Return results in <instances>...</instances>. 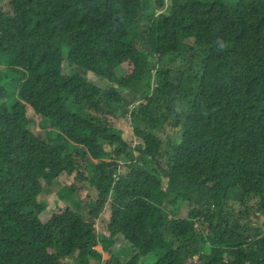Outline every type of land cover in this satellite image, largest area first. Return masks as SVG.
I'll return each instance as SVG.
<instances>
[{
    "label": "trees",
    "instance_id": "1",
    "mask_svg": "<svg viewBox=\"0 0 264 264\" xmlns=\"http://www.w3.org/2000/svg\"><path fill=\"white\" fill-rule=\"evenodd\" d=\"M9 1L28 10L0 6V264H264V0ZM62 174L97 197L43 222Z\"/></svg>",
    "mask_w": 264,
    "mask_h": 264
},
{
    "label": "rangeland",
    "instance_id": "2",
    "mask_svg": "<svg viewBox=\"0 0 264 264\" xmlns=\"http://www.w3.org/2000/svg\"><path fill=\"white\" fill-rule=\"evenodd\" d=\"M0 6L2 8H4L5 10L11 12L16 17H20V15L23 13V11L28 10L27 6H22L20 4L13 3V1L10 2L9 0H0ZM143 21L146 22L145 20H143ZM47 58H48V56H47ZM172 65L178 67L180 65V60L175 61ZM126 69H127V65L125 66V70ZM87 78L91 83H93V84H95L101 88H108L110 86L106 80H103V79L95 76L92 73H88ZM136 94L137 93H133L131 95V99H132V96H135ZM125 96L130 98V96L127 92H125ZM2 102H3V100L0 99V104ZM143 103H145V102H143ZM141 104H142V102H137V103L135 102L131 107L128 106L127 109L132 110V107H136V106L141 105ZM28 117L31 118L33 121L30 123V126H29L30 129L34 130V131H39L38 123H39L40 119L37 116H35L34 112L31 110H28ZM113 123H114L116 130L119 133L123 134V137L125 138V140L130 142L131 146L133 147L135 139L133 137V131H132V126H131V122H130L129 117L120 118L119 120H113ZM54 133H55V129L52 126L48 127L47 130H45V134H46L48 140L50 141V143L53 145V147H55V149H58L59 148V142H58V139ZM169 134H170V132H169ZM73 149H74V146L71 145L68 148L67 153H71L73 151ZM92 167H94V166H92ZM88 170L92 174L93 169L88 167ZM74 176H75V174H73V175L62 174L49 187V191L42 194L40 199L46 201L48 204V209H46L40 215V218L43 222L49 220L51 218V216L55 212H57V210L59 208H63L65 206H69L70 208L76 210L81 216L86 214V211H87L85 209L86 203L96 199L97 187H98L99 182H98V180L95 179L92 183L87 184L85 182L77 181L74 178ZM72 187H74L72 199H70V197L61 198V193L67 192ZM231 199H232V201H230V202H231V205L234 206V208H236L237 205L239 206L238 201H236L238 198L232 197ZM248 200H250L249 204L251 205L257 200V198H253V199L249 198ZM73 201L78 202L79 208L75 205V203ZM242 210L244 211L243 207H242ZM110 213H111L110 205L108 203H106L104 205V209H103L102 214L104 217H106L108 219L110 216ZM234 214H236V213H234ZM186 215H187V211L185 210L183 216H186ZM84 217H85V219H87V216H84ZM242 218H240V219H241V222L243 224L245 222H247V219L244 217V215H242ZM253 220H254V224L256 226L264 228V225H263L264 216L258 217L256 220H255V218H253ZM94 226H95L97 232L106 233V229H105L106 227L104 225L99 226L97 220L96 221L94 220ZM102 251L103 250H102L101 246H97L93 250L94 254H98V252L100 253ZM114 251L117 254L119 260L122 262L127 261L128 259H130L135 254V250L130 245H128L124 239H118L117 243L114 246ZM166 252H167V249L166 250H160V253H162V254H165ZM210 252H211L210 247L205 248V253L209 254ZM103 259L104 260L108 259L107 253L103 254ZM155 261H156L155 255L151 254L147 258L142 260V264H154ZM69 262H73V260H70ZM99 262L100 261L93 259L90 261V264H99Z\"/></svg>",
    "mask_w": 264,
    "mask_h": 264
},
{
    "label": "clouds",
    "instance_id": "3",
    "mask_svg": "<svg viewBox=\"0 0 264 264\" xmlns=\"http://www.w3.org/2000/svg\"><path fill=\"white\" fill-rule=\"evenodd\" d=\"M221 48H223V45H221Z\"/></svg>",
    "mask_w": 264,
    "mask_h": 264
}]
</instances>
